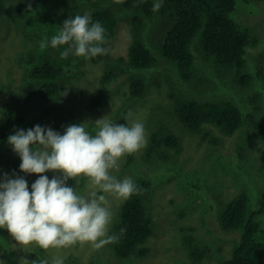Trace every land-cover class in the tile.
<instances>
[{"label":"rangeland","instance_id":"374dc122","mask_svg":"<svg viewBox=\"0 0 264 264\" xmlns=\"http://www.w3.org/2000/svg\"><path fill=\"white\" fill-rule=\"evenodd\" d=\"M72 1L87 13L81 6L82 0ZM122 1L112 0L107 4L115 7L120 6ZM4 2L9 13L0 18V129L6 101L11 93L21 92L28 82L29 71L42 65L49 56L62 58L64 50L51 47L50 40L59 32L58 24L69 19L68 13L75 9L70 0ZM232 19L257 41L256 45L247 48V65L242 73L218 65L214 58L207 57L200 47V32L191 46L196 57V81L191 84L184 82L177 67L162 57L158 47L160 41L164 42V37H161L163 30L172 24L164 15L162 20L148 19L144 33V42L159 59V64L148 70L132 69L128 61L134 39L133 24L130 18H123L111 43L110 54L112 60H124L120 64V69L124 71L110 86L107 106L93 108L90 98L101 86L102 77L110 68L109 63L77 57L74 50L66 59H70L72 64L66 70L62 92L56 102L57 111L44 118L40 110H33L35 107L32 104L22 102L30 118V125L21 128L24 131L40 125L64 134L67 126L73 124V114L77 125L85 124L93 134L95 121L104 117L112 121L124 116L129 124L133 121L144 124L147 146L134 153L135 159L131 163L130 155L125 156L119 168L111 170V174L118 180L143 178L154 184L155 194L148 203L155 221V234L148 244L150 253L146 257L134 255L125 260L113 250L114 242L100 249L77 245L42 252L38 246H19L6 228H0V264H34L39 260L52 264L57 258L63 264H222L231 256L240 234L227 233L221 228L220 212L224 205L242 193H247L250 210L255 211L264 194V1L237 0ZM46 38L48 44L42 47ZM135 73L144 75L148 86L145 96L136 99L131 95L129 79ZM245 73L251 75V80L242 86L238 75ZM171 83L176 84L188 99L233 101L243 113V127L232 137L207 127L205 133L211 134V138L207 139L189 131L175 115L174 102L170 99ZM65 92L67 95H63ZM159 128L173 131L180 137V152L163 146L160 148L163 156L156 155L150 161L147 149L152 134ZM212 138L221 142L214 144ZM0 155L3 158L0 161V182L5 175L17 178L12 173L20 168L22 160L9 142L0 146ZM12 165L17 168H10ZM29 175L35 182L40 174ZM43 175L51 180L61 174L49 171ZM67 186L86 196L94 190L86 177H80L78 184L69 179ZM99 194L106 195L107 206L113 212L109 235L116 236L115 224L126 200L111 194ZM258 220L264 224V215ZM193 234L207 251V256L200 261L192 257V250L185 243V237L190 239Z\"/></svg>","mask_w":264,"mask_h":264},{"label":"trees","instance_id":"16d2710c","mask_svg":"<svg viewBox=\"0 0 264 264\" xmlns=\"http://www.w3.org/2000/svg\"><path fill=\"white\" fill-rule=\"evenodd\" d=\"M74 10L68 14H88L92 22H100L105 29L106 43L103 45L109 51L107 54L93 57L96 63L106 60L110 68L103 77L101 86L95 90L90 98V106L102 109L107 106L110 96V86L124 70L120 69L123 59L112 60L110 54L111 43L117 33L123 18H130L133 24L134 39L130 48V67L136 70L152 69L159 64V59L144 42V33L148 19L159 18L162 15L171 21V26L163 30L159 42V49L163 58L174 64L184 82L191 84L196 81V57L191 46L200 32L202 44L200 47L209 58H214L218 65L237 69L242 73L247 65V48L256 45L257 41L251 38L247 31H243L232 19L237 8V0H123L120 6H108L112 0H82L87 13L80 10V6L72 0ZM254 3L264 0H245ZM63 2V0H61ZM159 2L161 7L153 11V5ZM9 13L4 0H0V18ZM162 14V15H161ZM63 24H58V30ZM155 37L158 39L157 35ZM68 46H59L65 50ZM70 54V52H69ZM67 58H53L49 56L42 65L29 71L28 82L21 88L19 94L11 93L5 104L4 120L0 129V146L7 144L8 137L16 134L28 121L29 113L22 105L23 101L32 104L33 110H40L41 117L46 118L57 111V100L60 97L63 81L66 77L68 65L72 62ZM120 70V71H119ZM241 77V84L245 86L251 75L245 73ZM131 95L133 98L145 96L147 83L144 75L135 73L130 76ZM170 99L174 102L175 115L179 122L189 131L201 134L204 139L211 138L205 133L207 127L216 128L225 136L232 137L244 123L241 109L231 100H199L188 99L171 83ZM44 107H41L42 105ZM47 107V108H46ZM170 112V111H167ZM36 119V117H33ZM73 124H77L75 115H72ZM114 123L130 125L124 116L114 120ZM94 126L92 127V129ZM214 144L221 142L215 138ZM181 140L175 132H167L163 128L155 131L147 149V158L151 159L160 153L161 147L180 152ZM130 163L135 155H130ZM3 158L0 155V161ZM18 162V161H17ZM17 168L12 165L10 168ZM13 171V170H12ZM15 177L26 179L29 191L34 183L29 174L21 173L20 168L12 173ZM81 181L80 185H82ZM139 194H133L120 208L119 220L115 224L118 240L113 243V250L119 258L128 259L134 255L146 257L150 253L149 241L155 234V221L150 212L148 203L155 194V187L151 180L139 178L134 180ZM80 189V188H79ZM264 215V194L259 208L250 210V199L247 193L239 194L235 199L224 205L219 216L221 228L227 233H239L234 243L231 256L222 264H264V224L258 220ZM121 229L125 231L121 233ZM185 243L192 250V257L200 261L207 256L206 249L193 234L190 239L185 237ZM1 250V246H0ZM42 252L45 250L41 249Z\"/></svg>","mask_w":264,"mask_h":264},{"label":"clouds","instance_id":"9594fccd","mask_svg":"<svg viewBox=\"0 0 264 264\" xmlns=\"http://www.w3.org/2000/svg\"><path fill=\"white\" fill-rule=\"evenodd\" d=\"M160 7L159 2L155 3L153 11ZM105 43L104 27L100 22H92L88 14L65 20L50 40L53 48L68 46L61 53L63 58L72 50L75 56L85 59L107 54ZM47 44L46 38L41 46ZM95 125L94 134L85 124L69 125L64 134L36 125L8 137L13 151L22 160L20 170L40 174L31 185V192L23 177L12 179L5 175L0 182V228H6L19 246H38L46 251L77 245L100 249L118 240L117 236L109 235L113 212L107 206L106 195L99 193L122 200L139 194L131 178L118 180L111 170L118 169L125 156L147 146L146 130L138 121L125 125L106 117L95 121ZM49 171L61 175L50 180L43 175ZM80 177L88 178L94 189L87 196L67 186L69 179L78 184ZM124 231L121 229V233ZM34 264H48V261ZM52 264L63 261L57 258Z\"/></svg>","mask_w":264,"mask_h":264},{"label":"bare ground","instance_id":"6f19581e","mask_svg":"<svg viewBox=\"0 0 264 264\" xmlns=\"http://www.w3.org/2000/svg\"><path fill=\"white\" fill-rule=\"evenodd\" d=\"M131 48V47H130Z\"/></svg>","mask_w":264,"mask_h":264}]
</instances>
